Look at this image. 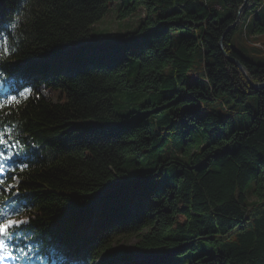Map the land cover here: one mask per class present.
Returning <instances> with one entry per match:
<instances>
[{
	"label": "trees",
	"instance_id": "trees-1",
	"mask_svg": "<svg viewBox=\"0 0 264 264\" xmlns=\"http://www.w3.org/2000/svg\"><path fill=\"white\" fill-rule=\"evenodd\" d=\"M111 4L0 10V26L19 22L2 68L60 94L1 111L40 147L17 172L30 226L14 254L62 264L77 245L83 264H264V63L234 46L239 30L264 33V0H133L146 8L136 31L93 34ZM122 90L150 98L123 115ZM132 235L135 247L116 246Z\"/></svg>",
	"mask_w": 264,
	"mask_h": 264
},
{
	"label": "rangeland",
	"instance_id": "rangeland-1",
	"mask_svg": "<svg viewBox=\"0 0 264 264\" xmlns=\"http://www.w3.org/2000/svg\"><path fill=\"white\" fill-rule=\"evenodd\" d=\"M132 3L133 0H112V4L106 14L93 25V34L100 36L110 32L124 34L136 31L146 17V8L144 5H139L135 10L130 11L129 6ZM257 15L252 14L250 16L251 21ZM234 46L251 60L264 63V33L253 34L250 31L249 36H246L243 30H239L234 37ZM41 91L53 100H58L59 98L58 92L51 91L46 87H43ZM148 98H150V95L144 92L122 90L118 93L115 109L118 113L124 115L133 109H140ZM254 103L255 101L251 99V104ZM138 239L137 235L123 237L116 242V246L122 244L124 247L133 248ZM141 255H145V253ZM141 257L139 256L138 258ZM2 264H8V259H5ZM93 264H109L107 256H101Z\"/></svg>",
	"mask_w": 264,
	"mask_h": 264
},
{
	"label": "snow or ice",
	"instance_id": "snow-or-ice-1",
	"mask_svg": "<svg viewBox=\"0 0 264 264\" xmlns=\"http://www.w3.org/2000/svg\"><path fill=\"white\" fill-rule=\"evenodd\" d=\"M13 28L16 25H12ZM4 78V73L0 72V79ZM31 93V89L25 88L18 93L20 97L27 98V95ZM0 95H5L0 93ZM18 95L7 96L8 103H19ZM0 107H3V104L0 103ZM17 156L20 153L16 154ZM9 160H13V157L9 154L8 144L4 138V133L0 132V186H3L5 183V173L6 171H15L13 164L7 163ZM7 165V167H6ZM19 167V165H17ZM22 170V169H21ZM15 180L16 177L13 176ZM14 185L9 184L7 188H3V191H11ZM21 210L15 207L14 204H5L0 206V264L5 259H17L14 255V252L17 250V244L19 243L21 236L20 232L24 231L30 226V221L28 220H16L9 217H13L19 214ZM21 253L27 255L24 252V249H19Z\"/></svg>",
	"mask_w": 264,
	"mask_h": 264
},
{
	"label": "water",
	"instance_id": "water-1",
	"mask_svg": "<svg viewBox=\"0 0 264 264\" xmlns=\"http://www.w3.org/2000/svg\"><path fill=\"white\" fill-rule=\"evenodd\" d=\"M4 2H5V0H0V6L3 5ZM221 45L223 46V40H222V42H221ZM225 53L227 54L226 51H225ZM229 58H230L234 63H236L237 65H239V66L244 70L245 74L248 76L247 71L245 70V67H244L243 63H242L239 59H237V58H235V57H229ZM254 86H255V87H258V88H261V87H264V83H256V84H254Z\"/></svg>",
	"mask_w": 264,
	"mask_h": 264
}]
</instances>
